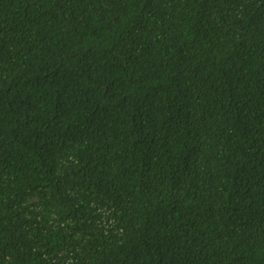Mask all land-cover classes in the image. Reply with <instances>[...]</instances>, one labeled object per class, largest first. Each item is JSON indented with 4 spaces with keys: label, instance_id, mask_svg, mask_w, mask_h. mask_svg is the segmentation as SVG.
Returning a JSON list of instances; mask_svg holds the SVG:
<instances>
[{
    "label": "trees",
    "instance_id": "trees-1",
    "mask_svg": "<svg viewBox=\"0 0 264 264\" xmlns=\"http://www.w3.org/2000/svg\"><path fill=\"white\" fill-rule=\"evenodd\" d=\"M0 264H264V0H0Z\"/></svg>",
    "mask_w": 264,
    "mask_h": 264
}]
</instances>
